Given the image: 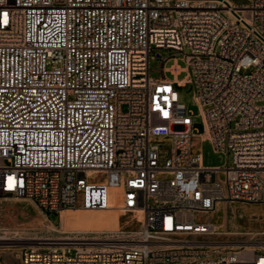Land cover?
<instances>
[{
	"label": "built area",
	"instance_id": "built-area-1",
	"mask_svg": "<svg viewBox=\"0 0 264 264\" xmlns=\"http://www.w3.org/2000/svg\"><path fill=\"white\" fill-rule=\"evenodd\" d=\"M245 1L0 0V194L140 216L26 247L21 264H264V245H235L219 224L232 204L264 202V0ZM196 137L227 166H204Z\"/></svg>",
	"mask_w": 264,
	"mask_h": 264
},
{
	"label": "rangeland",
	"instance_id": "rangeland-1",
	"mask_svg": "<svg viewBox=\"0 0 264 264\" xmlns=\"http://www.w3.org/2000/svg\"><path fill=\"white\" fill-rule=\"evenodd\" d=\"M237 5H245V0H233ZM163 57H168L171 51L160 50ZM162 61L151 59L150 76L161 77ZM175 64L185 68L187 66L184 56L178 60H170L166 67ZM169 79L176 78L171 72L166 73ZM186 73L178 75L182 79ZM180 102L188 106L193 113L194 133L196 136L205 134L203 118L199 108L194 104V85L178 87ZM264 105V103H262ZM175 127V130H181ZM197 138V137H196ZM198 148L202 152L203 165L206 167H226L227 155L216 152L209 140L201 141L197 138ZM196 140V139H195ZM121 193L118 188L109 189V203L114 204L116 195ZM224 219L227 231L232 233L230 239L235 245L263 246L264 245V202L263 203H235L232 204ZM133 214L116 209L107 211H66L44 213L28 198H19L13 195L0 194V264H20V255L24 248L30 246H47L49 244H63L83 236H99L109 229L120 230L132 226L128 220ZM98 230L101 232H87ZM239 240V243H238ZM243 241V242H242Z\"/></svg>",
	"mask_w": 264,
	"mask_h": 264
},
{
	"label": "bare ground",
	"instance_id": "bare-ground-1",
	"mask_svg": "<svg viewBox=\"0 0 264 264\" xmlns=\"http://www.w3.org/2000/svg\"><path fill=\"white\" fill-rule=\"evenodd\" d=\"M197 138L195 140V144L197 145ZM200 140V139H199ZM112 209V208H110ZM109 210V209H107ZM107 210H82V211H98V212H102V211H107ZM66 211H78V210H64L62 211L63 213H65ZM140 216L138 214H133L130 219L128 220V223H132L133 221H135L136 219H138ZM109 231H116V229H107ZM87 232H101V231H98V230H92V231H86V232H81V233H87ZM243 242V241H242ZM237 243V242H236ZM238 243H239V240H238ZM264 243V242H263Z\"/></svg>",
	"mask_w": 264,
	"mask_h": 264
},
{
	"label": "crops",
	"instance_id": "crops-1",
	"mask_svg": "<svg viewBox=\"0 0 264 264\" xmlns=\"http://www.w3.org/2000/svg\"><path fill=\"white\" fill-rule=\"evenodd\" d=\"M22 254V253H21ZM20 264H21V255H20Z\"/></svg>",
	"mask_w": 264,
	"mask_h": 264
}]
</instances>
